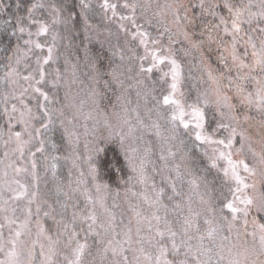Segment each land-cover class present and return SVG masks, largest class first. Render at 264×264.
Listing matches in <instances>:
<instances>
[{"label":"trees","instance_id":"1","mask_svg":"<svg viewBox=\"0 0 264 264\" xmlns=\"http://www.w3.org/2000/svg\"><path fill=\"white\" fill-rule=\"evenodd\" d=\"M109 2L118 5L117 15L113 16L111 10L105 12L103 0H0V179L2 172L13 165L7 162L16 159L10 139L19 127L14 123L12 106H29L37 135L26 150L32 154L37 179L35 216L42 218L49 234H58L60 239L75 233L78 244L86 245L80 264L111 263L109 255L103 256L104 244L97 237L99 225L87 233L86 213L94 208L85 200L82 189L75 188L76 174L70 169L72 157L68 156L70 148L64 132L67 78L70 88L81 97L93 92L98 111L108 118L121 117L122 130L129 133L128 137L111 136L100 126L91 150L95 181L107 191V203L116 216L124 206L128 213L129 203H140L135 197L125 203V195L139 180L129 160L128 145L144 160L141 177L149 192L159 199L157 204L161 203L158 208L164 224L174 231L183 226L186 214L192 224L190 232L195 234L208 231L211 219L220 224L231 215L224 205L233 199L236 184L225 175L227 160L216 156L219 151L226 157L230 152L233 161L257 163L264 168V140L259 141V135L264 139V111L259 107L258 85L251 78L238 79L248 69L238 70L233 64L231 37L223 31V25L215 27L220 24L219 16L201 9L200 0ZM125 2L136 6L134 15L131 8L123 7ZM213 2L204 0L205 8ZM232 2L239 6L249 0ZM251 4L252 12L261 10V0H251ZM181 5L177 20L173 11ZM217 11L228 17L222 7ZM122 16L128 19L122 20ZM41 24L47 25L48 31L37 35ZM255 27V23L244 25L250 35L258 37L259 33L251 32ZM138 31L148 33L146 45L134 36ZM36 43L43 47L37 48ZM245 47L243 42L237 45L241 56ZM49 48L52 58L45 64ZM247 51L245 63H251L252 49L248 47ZM153 53L179 63L176 100L187 113L192 111L191 106L204 112V133L211 141L224 140L227 144L232 129L236 130L231 148L198 141L195 125L184 128L171 120V105L163 103L170 92L171 65L165 61L153 67ZM41 70L44 79L37 83ZM252 75L259 77V70ZM26 76L33 78L25 80ZM237 84L244 88L243 94L238 93ZM13 86L20 91L29 88L15 94ZM35 88L47 93L48 99ZM248 93H252L251 103L246 99ZM254 184L261 198L264 174ZM8 196L0 199V229L1 210L10 202ZM237 220L235 224L247 236L251 227L264 225V211L250 208L247 223ZM202 240L210 246L207 233ZM52 264L62 263L56 256Z\"/></svg>","mask_w":264,"mask_h":264},{"label":"rangeland","instance_id":"2","mask_svg":"<svg viewBox=\"0 0 264 264\" xmlns=\"http://www.w3.org/2000/svg\"><path fill=\"white\" fill-rule=\"evenodd\" d=\"M68 79L70 78H67L68 115L64 123V132L70 148L68 156L72 157L69 159L70 169L72 168L76 174L75 188L82 189L85 200L94 208L93 210L89 209L86 213L87 233L91 234L92 226L99 225L97 237L104 244L103 256L109 255L108 259L111 264L121 260L120 255L113 256L111 252V247L117 246L116 242H119L118 246L123 249L122 255L127 257L128 264H137V259L139 264H156V257L160 256L161 245L168 249L167 259L173 261V264L185 259L188 264H197V260L204 261L205 264H230L232 260L244 259L243 256L237 257L236 255L238 251L242 252L244 249L250 251L255 249L259 254L262 229L258 226L251 227V231H248L245 236L235 224L238 220L233 221L232 214L220 224L211 219L208 231L207 229L205 232L202 230L198 234L190 232L191 227L185 232V223L179 231L169 230L164 224L158 208L161 204L160 202L157 204L159 199L149 192V186L144 183L143 175L141 177V164L144 163V160L130 145L126 150L133 169L138 171L139 180L134 188L125 195V203L132 197L137 198L140 203H129L128 213L124 206L123 211H120V214L116 216L107 203V191L95 181L94 170L90 163L91 150L94 149L95 136L100 126L111 136L123 137L127 135L128 137L129 133L122 130L124 125L121 117L108 118L98 111L93 92H87L81 97L70 88L71 84ZM13 88L15 94H18L21 91H26L29 87L22 88L20 86L23 89L21 91L16 86ZM170 93H172L171 87L168 95ZM172 98L176 100L175 93ZM169 105H171L170 115L172 116L173 112L178 109L174 104ZM11 110H13V106ZM184 111L185 120L191 121V111L187 113L185 108ZM13 112L15 113L14 123L19 128L13 133L10 141L12 154L17 160L7 162V164L13 165L8 166L9 169L6 168L2 172L0 179V199H5L9 195L6 199L10 200L1 210L3 225L0 229V264H52L56 256L60 258L62 264H69V261L75 260V249L79 245L75 233L66 234L67 237L64 236L60 239L58 234H49L44 228L42 218L35 216L37 179L32 154L26 153V150L37 139L32 128V111L29 106L21 104L18 108L15 107ZM176 122L180 124L179 120ZM191 123L195 125L194 121ZM16 133H20V136L17 137ZM259 138L260 142L264 140L262 135H259ZM220 153L219 151L216 156L219 159L227 160L226 155L221 157ZM224 167L229 170L228 176L232 179L228 160L225 161ZM249 167L253 169V173L244 172L242 168L239 169V173L244 177L245 183L250 186L254 185V187L245 190L246 195L259 202L261 194L257 191L254 180L264 174V168L259 166L260 169L257 163L256 165L253 163ZM171 174H174L173 170ZM26 178L30 180L25 181ZM232 180L235 182L234 179ZM21 192L25 194L18 195ZM3 201L1 200V202ZM250 208L257 209L256 204ZM237 215L239 221L243 223L246 217L242 213ZM93 217L94 219H92ZM154 217H159V220ZM183 219L187 220V214L183 216ZM61 227L69 226L62 225ZM157 229L164 232L163 237L157 235ZM64 230L62 229L61 233ZM169 231L176 233L175 241L179 248L178 253L172 251V237L169 236ZM209 231L213 233L211 237L208 235ZM203 233H207L210 246L206 242L203 243ZM129 234L131 243L127 239ZM224 237H228V239L224 240ZM110 240L113 241L112 245L108 244ZM105 248L109 250L105 252ZM141 248L144 250L143 253L139 251ZM145 255L150 256L152 260H146ZM251 259H257V257L251 256ZM162 260L163 258H161V264ZM259 260H264V256H258L257 264H259Z\"/></svg>","mask_w":264,"mask_h":264},{"label":"snow or ice","instance_id":"3","mask_svg":"<svg viewBox=\"0 0 264 264\" xmlns=\"http://www.w3.org/2000/svg\"><path fill=\"white\" fill-rule=\"evenodd\" d=\"M33 7H35V5ZM102 7L104 8L105 12H107L108 10H111L113 16L117 15V12H116V9L118 7L117 4L110 3L109 0H103ZM123 7L131 8L133 11V15L135 14L136 6L134 4H129L125 2L123 4ZM168 7L172 9L173 6L169 5ZM180 7H183V6L181 5L179 7H176L173 11L174 18L177 20L180 19V15H179ZM200 7L204 11L210 12V14L213 16H219L220 24L216 25L215 27H219L220 25H223L224 26L223 31L226 34L230 35L231 37V47H232L231 55H232L233 64L237 66L238 70L244 69V68L248 69V73L245 76L238 77V79L244 80V79L251 78L252 80L255 81V83L258 85L257 97L261 101V104L259 105V107H261L262 111H264V27L260 26L261 24H264V0H261V10L259 12L251 11V7H252L251 0H249L248 4H241L239 6L234 4L232 0H214V2L210 3L207 6V8H205L204 0H200ZM221 7L227 11L228 13L227 18H225L223 15H220L219 12L217 11V9ZM29 11H31V9ZM121 19L122 20L128 19V17L122 16ZM254 23L256 24V27L251 28V32L259 33L258 37H254L253 35H250L244 28V25L251 26ZM121 27H123V25H121ZM20 31H24V29L21 28ZM47 31H48V26L45 24H41L37 35L41 33H46ZM241 33H244V36H247L246 40L244 39V36L241 35ZM136 35L140 37L141 44H145V45L147 44V38H148L147 32L138 31L137 33L134 34V36ZM185 35L187 36V33H185ZM241 42H243L246 45L245 50L243 52V56H241L237 51V45ZM153 43L155 42L153 41ZM35 46L37 48L43 47V45L39 43H36ZM248 47L252 49L251 63H245V59H244L248 57L249 55L247 51ZM48 52H49V55L45 57L43 61L45 64H47L52 58L51 57L52 49L49 48ZM152 58H153V67L163 64L165 63V61H168L171 65L169 71L171 73V79H172V83L170 85L172 89V93L163 97V103L165 105L174 104L176 105V108L178 109V111L173 112L171 119L173 121L179 120L180 124H182L184 128H188L189 124L192 121H194L195 128L197 129V131L195 132L196 140L218 143L220 145H225V147L227 148H231L233 139L236 136L235 129H232L228 142L227 144H225L224 140L211 141V138L204 133L205 115H204V112L198 107L191 106L192 111L190 115H191L192 120L191 121L185 120L184 117L186 114H185L183 105L180 104L179 101L172 98L173 94L178 88V83L181 77V68H180L179 63L174 58L161 57V56L156 55V53L152 54ZM141 59H143V57ZM151 70H152L151 67L147 69V71L149 72ZM257 70H259V77L252 75V73L256 72ZM168 74L169 73H165L166 76ZM209 76L211 78V72L209 73ZM40 77H41V80L37 81V83H40L44 79L43 70L40 71ZM32 78L33 77L31 76L24 77L25 80H30ZM236 87H237L238 93L240 94L244 93V88L240 84H237ZM35 91L40 92L45 100L48 99L47 93L42 92L40 88H35ZM224 99L227 100L228 98L225 97ZM246 99L248 100L249 103H251L252 93H248ZM13 110H15V106H13ZM236 119H239V118L236 117ZM244 119L247 120L249 119V117L245 116ZM220 127H227V125H220ZM16 136L19 137L20 133H16ZM220 156L225 157V154L221 152ZM226 158L228 160V164L231 169L232 179H234L236 182V188L234 189L232 193L233 199L228 201L224 205V207L230 210L233 221H235L238 218L237 214L239 213H242L246 217L248 215L250 207H252L254 204H256L258 211H264V195H262L259 202H256L253 197L246 195L245 190L248 189L249 187H254V185L250 186L247 183H245L244 177H242L239 173L240 168H242L243 171L247 173H253V169H251L249 165L245 163V161L243 160L233 161L231 158L230 152L228 153ZM261 163H264V156L261 157ZM228 174H229V170L225 169V175L227 176ZM24 194H25L24 192L18 193V195H24ZM240 205H243V207H240ZM154 218L156 220H159V217H154ZM92 219H94V217ZM245 223H247L246 220H245ZM185 225H186L185 232H187L188 228L192 227V224L190 221L186 220ZM229 227L231 230V225ZM260 227L262 229V234L260 237L261 249H260L259 254L256 253L255 249L251 251L249 249H244L242 252L238 251L236 254L237 257L243 256L244 259L243 260H240V259L232 260L230 261V264H257L258 256H264V225H261ZM168 234L170 237H172V251L174 253H178L179 248L175 241L176 233L169 231ZM212 234H213L212 231H209L208 235L210 237L212 236ZM17 235H19V233H17ZM157 235L160 237H163L164 232L157 229ZM127 239H128V242L131 243L130 234L128 235ZM223 239L227 240L228 237H224ZM116 243H117V246L111 247V252L113 256L120 255L121 260L115 261L114 264H128L127 257L122 255L123 249L118 246L119 242H116ZM108 244L112 245L113 241L111 240L108 241ZM85 248H86L85 244H79L77 248L75 249V253H74L75 260L69 261V264H80V257L83 255ZM108 250H109L108 248H105V252H107ZM139 251L141 253L144 252L143 248L139 249ZM167 254H168V249L164 247L163 245H161L160 246V256L156 257V264H161V258H163L162 264H173V261L167 259ZM251 256H256L257 259L250 260ZM145 259L148 261L152 260V258L148 255H145ZM137 264H139L138 259H137ZM176 264H188V261L186 259L180 260L176 262ZM197 264H205V262L197 260ZM259 264H264V260H259Z\"/></svg>","mask_w":264,"mask_h":264}]
</instances>
